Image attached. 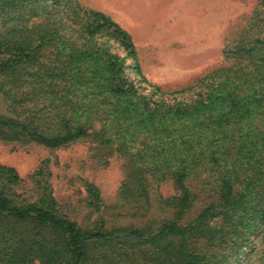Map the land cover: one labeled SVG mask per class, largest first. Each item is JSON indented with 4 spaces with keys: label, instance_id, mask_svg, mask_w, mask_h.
Wrapping results in <instances>:
<instances>
[{
    "label": "trees",
    "instance_id": "16d2710c",
    "mask_svg": "<svg viewBox=\"0 0 264 264\" xmlns=\"http://www.w3.org/2000/svg\"><path fill=\"white\" fill-rule=\"evenodd\" d=\"M223 54L227 65L191 84L145 93L129 73L143 76L134 38L107 13L0 0V139L119 152L121 207L146 218L81 226L44 167L30 201L0 161V264H264V0ZM86 193L101 210L100 188L86 181Z\"/></svg>",
    "mask_w": 264,
    "mask_h": 264
},
{
    "label": "rangeland",
    "instance_id": "374dc122",
    "mask_svg": "<svg viewBox=\"0 0 264 264\" xmlns=\"http://www.w3.org/2000/svg\"><path fill=\"white\" fill-rule=\"evenodd\" d=\"M88 8L103 11L134 38L143 76L129 73L150 93L157 85L164 91L183 88L218 66L227 65L226 43L249 21L260 0H80ZM105 44L121 52L112 38ZM145 77L147 80H143ZM0 161L15 167L23 181L17 192L32 201L37 197L30 178L41 166L58 200L60 210L81 226L94 227L101 219L107 225L142 224L121 207L119 188L124 179L125 157L119 152L106 155L91 139L66 147L47 148L0 139ZM86 181L101 190L103 207L95 210L86 202ZM160 192L169 196L172 184ZM159 192V193H160Z\"/></svg>",
    "mask_w": 264,
    "mask_h": 264
}]
</instances>
